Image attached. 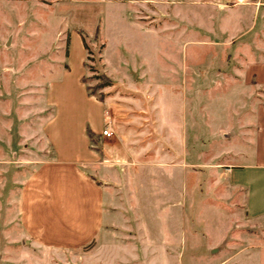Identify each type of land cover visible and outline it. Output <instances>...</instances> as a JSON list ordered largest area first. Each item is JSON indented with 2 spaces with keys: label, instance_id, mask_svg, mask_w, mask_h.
Instances as JSON below:
<instances>
[{
  "label": "rangeland",
  "instance_id": "rangeland-1",
  "mask_svg": "<svg viewBox=\"0 0 264 264\" xmlns=\"http://www.w3.org/2000/svg\"><path fill=\"white\" fill-rule=\"evenodd\" d=\"M252 38L264 40V0H0V149L16 163L0 264H253L264 221L225 173L254 158ZM85 146L96 156L76 160L103 182L102 228L78 249L42 248L18 224L14 186Z\"/></svg>",
  "mask_w": 264,
  "mask_h": 264
},
{
  "label": "crops",
  "instance_id": "crops-1",
  "mask_svg": "<svg viewBox=\"0 0 264 264\" xmlns=\"http://www.w3.org/2000/svg\"><path fill=\"white\" fill-rule=\"evenodd\" d=\"M252 39L253 47L247 54L252 61L245 66L242 77L245 82L264 86V40L256 42ZM243 42L248 44L246 38ZM256 123L253 161L226 165L225 173L229 184L244 193L246 216L259 222L264 221V106L259 108ZM88 126L95 133L99 131V127ZM88 140L86 135L84 145L88 146ZM85 149L82 155L74 156H64L57 149L54 159L39 165L19 186H14L18 189V224L28 239L42 248L57 252L72 251L91 242L102 228L103 182L76 160L96 156L88 148ZM3 154L0 149V197L5 194L6 172L16 167V163ZM250 260L253 264H264V243L256 246Z\"/></svg>",
  "mask_w": 264,
  "mask_h": 264
},
{
  "label": "trees",
  "instance_id": "trees-1",
  "mask_svg": "<svg viewBox=\"0 0 264 264\" xmlns=\"http://www.w3.org/2000/svg\"><path fill=\"white\" fill-rule=\"evenodd\" d=\"M80 81L83 82V78H81ZM107 85H109V82H108V79L106 78L104 84H101V86H99V87H104V86H107ZM86 95L88 97H94V98H96L97 101H99V102L102 101L101 98H99V97L97 98L96 95H95V93L92 92V91H90V90H87L86 91ZM85 132H86V135H87L89 141H92L93 140V137L95 136V132H93L88 125L85 126Z\"/></svg>",
  "mask_w": 264,
  "mask_h": 264
},
{
  "label": "built area",
  "instance_id": "built-area-1",
  "mask_svg": "<svg viewBox=\"0 0 264 264\" xmlns=\"http://www.w3.org/2000/svg\"><path fill=\"white\" fill-rule=\"evenodd\" d=\"M104 136L106 137H111L112 136V131L109 128H105L104 130H102L101 132Z\"/></svg>",
  "mask_w": 264,
  "mask_h": 264
}]
</instances>
